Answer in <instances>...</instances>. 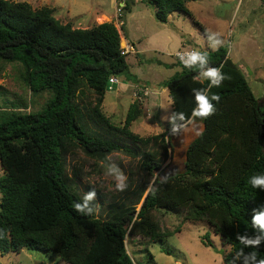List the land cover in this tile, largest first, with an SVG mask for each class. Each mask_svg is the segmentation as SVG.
<instances>
[{
	"label": "trees",
	"instance_id": "16d2710c",
	"mask_svg": "<svg viewBox=\"0 0 264 264\" xmlns=\"http://www.w3.org/2000/svg\"><path fill=\"white\" fill-rule=\"evenodd\" d=\"M121 1L125 5L120 28L113 21L74 28L60 22L51 7L0 0V60L23 66L33 95L51 94L34 112L18 111L15 106L0 110L4 171L0 177V254L28 248L55 252L71 264H136L128 252V232L150 242L174 234L164 232L155 218L154 211L165 210L184 211L187 220L211 223L230 245L223 259L224 264H231L243 247L237 233L253 235V210L264 207V191L249 183L251 176L264 174V103L226 47L206 51L210 65L221 67L229 78L211 89L210 95L221 99L216 113L203 120L206 129L188 150L186 172L159 181L156 173L172 148L169 121L163 132L144 137L130 128L142 115L139 100L130 104L123 126L113 124L102 112L111 76L137 79L129 70L127 56L121 54L120 29L124 31V11L129 9ZM147 1L162 23L173 12L192 16L187 4L193 0ZM196 76L197 70L183 66L182 73L165 82L172 113L191 117L196 107L192 90L208 87L207 80ZM86 89L95 94L89 119L79 102ZM91 123L102 131L91 128ZM78 150L99 160L123 151L136 162L127 176L126 190L118 191L110 202L96 191L107 205L105 218L95 213L83 216L73 207L82 197L66 172V156ZM80 171L74 173L75 178ZM204 239V244L212 246L208 234ZM257 252L264 258V245Z\"/></svg>",
	"mask_w": 264,
	"mask_h": 264
},
{
	"label": "rangeland",
	"instance_id": "374dc122",
	"mask_svg": "<svg viewBox=\"0 0 264 264\" xmlns=\"http://www.w3.org/2000/svg\"><path fill=\"white\" fill-rule=\"evenodd\" d=\"M26 1L33 8L48 6L54 9V16L63 24L74 28H91L101 21L118 22L117 8L121 0H13ZM125 23L130 42H136L140 54L127 57L130 72L137 81H128L126 75L118 76L119 82L128 87L120 93L108 89L102 104V112L110 121L123 126L130 104L139 100L142 115L131 125V130L140 136H152L164 131L173 101L165 82L183 72V66L175 54L183 46L199 50L213 51L208 46L207 32L219 33L225 41L228 54L239 64L252 91L260 103H264V0H193L187 7L192 16L174 12L166 23L159 22L154 15V7L147 0H125ZM124 6V4H123ZM124 41L122 40V45ZM23 66L17 62L0 60V110L15 106L18 111L34 112L41 109L51 94L43 92L33 95L24 78ZM118 88L122 89L118 84ZM140 87H148V95L138 94ZM163 89L165 90L163 92ZM158 97V100H157ZM117 98V99H116ZM82 111L89 119L90 107L95 104V94L86 89L80 97ZM169 107L171 108L169 110ZM169 110V111H168ZM170 114V113H169ZM166 121V122H165ZM197 122H200L199 120ZM91 128L100 130L93 123ZM111 156L126 176L136 162L123 151H113ZM183 156L176 160L172 172L182 170ZM109 161L87 156L83 151L66 156V172L74 179L79 195L90 191L89 186L101 191L105 201L110 202L118 190L113 177L106 175ZM172 162L167 160V167ZM81 169L80 176L74 177ZM160 171L156 176L159 177ZM4 171L0 162V177ZM2 193L0 191V202ZM98 217L105 218L107 205L97 196ZM141 203L137 204L139 209ZM155 218L162 230L174 233L157 242H150L139 235H127V248L136 264H224V255L230 245L208 221H194L185 218L184 211L156 210ZM178 231V232H177ZM209 235L212 246L204 244ZM204 241H206L204 239ZM207 242V241H206ZM171 251L168 254L165 250ZM152 261V262H151ZM0 264H71L62 260L55 252L22 248L19 252L0 254Z\"/></svg>",
	"mask_w": 264,
	"mask_h": 264
},
{
	"label": "clouds",
	"instance_id": "9594fccd",
	"mask_svg": "<svg viewBox=\"0 0 264 264\" xmlns=\"http://www.w3.org/2000/svg\"><path fill=\"white\" fill-rule=\"evenodd\" d=\"M206 36L208 46L212 50H218L225 44L219 33L207 32ZM176 55L184 67L189 70H197L195 78L197 80H207L208 87L192 90L196 107L193 109L191 117H186L183 112H173L170 116L165 117L171 124L170 131L173 135L187 132L198 120H206L216 113V104L220 102L221 97L218 94L210 95L211 89L220 87L223 81L229 78L223 73L221 67L210 65L209 56L206 52L193 50L177 52ZM110 83L118 84L121 88L127 87V85L121 84L114 78H110ZM106 160L109 161L106 165V175L114 178L116 190L125 191L128 186L127 176L115 162H112L111 156L106 157ZM160 180L166 182L167 176L160 177ZM249 183L253 188L264 191V174L251 176ZM151 188L152 185L149 184V190ZM96 200L97 192L93 188L83 195L82 201L74 203L73 207L76 212L83 216H92L99 210V206L95 203ZM251 224L254 230L253 235H250L247 231L243 234L237 233L236 239L243 247L236 252L231 264H264V258H259L257 252L264 245V207L253 210ZM2 235L3 232L0 230V236ZM245 249L252 250L246 252Z\"/></svg>",
	"mask_w": 264,
	"mask_h": 264
},
{
	"label": "water",
	"instance_id": "95a60500",
	"mask_svg": "<svg viewBox=\"0 0 264 264\" xmlns=\"http://www.w3.org/2000/svg\"><path fill=\"white\" fill-rule=\"evenodd\" d=\"M205 129H206L205 123L203 121H200V122H196L194 126L190 127V129L187 132H181L179 135H173L172 133H170V141L172 148L170 149V156L168 160H170L172 163L165 168H163L164 167L163 166L159 170L160 171L158 177L159 181H161L160 177H163L165 175L169 176L174 173L186 172L187 161H188V156H187L188 150L192 145V143L200 137V135L204 132ZM261 136L264 137V133H262ZM181 156H183L182 162L184 169L172 172V168L175 165L176 160Z\"/></svg>",
	"mask_w": 264,
	"mask_h": 264
},
{
	"label": "built area",
	"instance_id": "2783aa9c",
	"mask_svg": "<svg viewBox=\"0 0 264 264\" xmlns=\"http://www.w3.org/2000/svg\"><path fill=\"white\" fill-rule=\"evenodd\" d=\"M123 4H120V6L117 8V14H116V19H117V23L121 26L122 24H123V20H121V17H122V15H123ZM193 50H198V51H201V52H206L207 50H199V49H197V48H195V47H190V46H184V47H182L181 49H179L177 52H184V51H193ZM176 52V53H177ZM135 54L136 53V49H135V47H134V45H132L131 43H129V42H126V43H124L123 45H122V43H121V54L122 55H124V56H127V55H129V54ZM175 57H176V59H177V61L182 65V66H184L181 62H180V60H179V58H178V56L175 54ZM110 78H114L115 80H117V81H119V78H118V76H116V75H113V76H111ZM116 84L115 83H110V79H109V89L110 90H112V89H114V86H115ZM139 93H143L144 95H148V93H149V88L148 87H140L139 88V90H138V94L137 93H135L136 94V96L138 95L139 96Z\"/></svg>",
	"mask_w": 264,
	"mask_h": 264
},
{
	"label": "crops",
	"instance_id": "0c3cea01",
	"mask_svg": "<svg viewBox=\"0 0 264 264\" xmlns=\"http://www.w3.org/2000/svg\"><path fill=\"white\" fill-rule=\"evenodd\" d=\"M120 4H124L125 5V2L124 1H121V3ZM174 13V12H173ZM172 13V14H173ZM154 15H155V11H154ZM171 15V14H170ZM111 21H113V20H111ZM104 21H101V22H98V23H103ZM160 22V21H159ZM162 23V22H161ZM117 26H118V28H120V25L116 22L115 23ZM127 25V22L125 23V26ZM120 32H121V43H122V40L124 41V43H126V42H129V43H131L132 45H134V47H135V49H136V53L135 54H140V53H142V51H143V49H141V50H139V49H137V45H136V42H130V41H128L127 40V38H125L126 36H128L129 35V29L127 28V26H126V28H125V33H126V35H125V37L123 36L124 35V31H122L121 29H120ZM184 47V46H183ZM214 51V50H213ZM130 55V54H129ZM229 55V54H228ZM230 56V55H229ZM127 57H128V55H127ZM231 57V56H230ZM232 58V57H231ZM233 59V58H232ZM234 60V59H233ZM235 61V60H234ZM127 62H128V60H127ZM236 62V61H235ZM237 63V62H236ZM129 64V63H128ZM238 64V63H237ZM239 65V64H238ZM128 79V78H127ZM128 81H129V79H128ZM130 81H132V80H130ZM129 81V82H130ZM137 81V80H136ZM128 85V84H127ZM128 87V86H127ZM166 87V86H165ZM168 87H166L165 88V90L167 89ZM124 89L125 88H122V89H120V88H118V86H117V84L114 86V89H112V90H118V92H117V95L115 96V97H118L119 95H120V93L121 92H123L124 91ZM127 89V88H126ZM164 89H163V92L165 91ZM169 90V89H168ZM117 99V98H116ZM157 100H158V97H157ZM171 108L169 107V110H170ZM168 110V111H169ZM173 111V110H172ZM170 113V114H169ZM169 113H168V115H171L172 113L169 111ZM166 122V121H165Z\"/></svg>",
	"mask_w": 264,
	"mask_h": 264
}]
</instances>
